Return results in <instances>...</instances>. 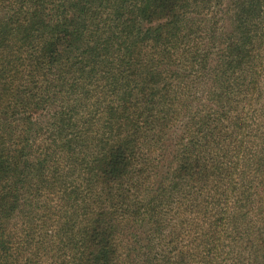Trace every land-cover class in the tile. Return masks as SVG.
<instances>
[{
  "label": "trees",
  "instance_id": "1",
  "mask_svg": "<svg viewBox=\"0 0 264 264\" xmlns=\"http://www.w3.org/2000/svg\"><path fill=\"white\" fill-rule=\"evenodd\" d=\"M0 264H264V0H0Z\"/></svg>",
  "mask_w": 264,
  "mask_h": 264
}]
</instances>
